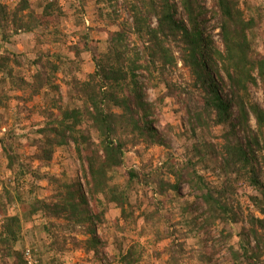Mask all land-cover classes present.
<instances>
[{
  "label": "trees",
  "instance_id": "trees-1",
  "mask_svg": "<svg viewBox=\"0 0 264 264\" xmlns=\"http://www.w3.org/2000/svg\"><path fill=\"white\" fill-rule=\"evenodd\" d=\"M62 1L0 0V132L7 127L0 136V264H29L27 251L34 264H65L58 253L67 251L104 261L110 256L98 229L108 222L118 234H154L155 247L167 240L154 253L167 256L158 264H183L185 256L191 264H264V108L251 93L264 92V0H213L210 10L203 0H70V11ZM89 8L105 19L84 31ZM212 18L219 43L207 30ZM36 30L54 38L35 39L32 61L2 49ZM90 31L103 39L92 40ZM47 43L57 52H43ZM86 63L91 72H82ZM179 65L184 85L171 79ZM160 86L173 104L159 94L150 99ZM165 109L186 118L180 131L154 127ZM25 121L28 130L16 135ZM171 134L182 141L183 160L169 153L154 168L125 163L132 151L142 160L141 145L170 149ZM60 149L79 171H43ZM167 203L179 205L182 218L163 229L172 218ZM114 238L113 262L140 264L141 246ZM21 241L29 250L16 248Z\"/></svg>",
  "mask_w": 264,
  "mask_h": 264
},
{
  "label": "rangeland",
  "instance_id": "rangeland-1",
  "mask_svg": "<svg viewBox=\"0 0 264 264\" xmlns=\"http://www.w3.org/2000/svg\"><path fill=\"white\" fill-rule=\"evenodd\" d=\"M4 3H10V0H1ZM212 3L213 0H203V5L206 6L207 9H211L212 8ZM61 4L63 5V7L65 8V10H69L70 11V5L72 4V2L70 0H63L61 2ZM106 9L104 10V13L106 12H110V8H108L107 6L105 7ZM88 13L85 15V25L83 26V30L87 31L89 26L92 27H97V26H101L99 23H97L98 21L102 24L101 21H103V19H105V15L103 16V18L99 17L98 12H94L92 10V8L88 9ZM123 17L126 18L127 16L125 15V13H123ZM122 17V18H123ZM178 18H181L183 20L186 21L185 16L182 12V10L180 8H178ZM208 27V32L211 34L214 42L219 43L220 42V29L218 26V22L217 19L212 18L209 23L207 24ZM70 28V24L68 23L65 27L63 26L61 29V32L63 34L69 32ZM43 30H36L35 32L31 33V34H18V35H14L11 38V43L9 44H5L2 49L4 50H8L14 54H21L22 60H25L27 62L32 61L35 58V50H33V46L35 45V39L39 38L42 35V39L43 41H47V40H51L54 38V35H49L47 34L46 36L44 35ZM47 33V32H45ZM90 35H91V39L92 40H100L103 39V37L100 34H97L95 31H90ZM61 36V35H60ZM59 37V36H58ZM75 40L74 38L69 39V41H73ZM27 42V44H25ZM101 41V40H100ZM25 42V43H24ZM260 44V48L264 51V43L259 41ZM42 51L46 52L49 51L50 53L53 52H57L54 46L48 45V43L42 47ZM180 69L179 71L175 72L172 76V80L173 81H177L180 82L182 85H184V81L188 79L187 77V73L186 70L181 68V65H179ZM27 64L25 63V66L23 67L24 71H27L28 69ZM93 70V67L91 65V63H86L82 66V72H91ZM180 75H182V78H180ZM252 93V98L254 100V102L258 103L260 106H262L264 108V92L261 89H253L251 91ZM19 94V93H18ZM148 94L150 96V99L152 100L153 98H155L156 96H163L167 102L172 103L173 101H171V97H168V93L164 91V87L160 86L159 89L153 91V90H149ZM38 101L37 99L34 102L28 103L26 106L27 108H31L33 105L37 104ZM187 103V102H186ZM16 102L12 101L10 102V107L11 111L9 112L10 114V119H9V124H12L14 121V114H15V110L13 107H15ZM194 102L189 98L188 101V107L190 109H194ZM21 109V116H24L26 113V110H24V107L22 105H20ZM175 111V109H173V112ZM34 118V117H32ZM33 120V119H32ZM185 122L186 123V118L179 116L178 118H176L170 111H168V109L164 110V113L161 114V116L159 117V123H155L154 127L158 130V132L162 129H164L165 127H167V124H170L171 126H175L176 131H180V127H181V123ZM30 126V122H23V124L20 127H16L15 129V134L19 135L24 133V131L21 130V127H25L26 130H28ZM251 126L254 127V122H251ZM7 127H3L2 131L0 132V136L2 135V133L5 132ZM222 130L220 128H216L214 130V134H216L217 136L221 135ZM24 141V140H23ZM220 142V141H218ZM170 149L166 148L164 146H154L151 148L146 149L145 145H141L138 150L141 153L142 152V160L137 158L136 155L134 154V152L132 151L131 153H127L125 155V163L129 164V163H133L136 164L137 167L141 166L143 163L149 164L152 166V168L156 167V166H161L168 157V154L171 153L172 157L174 158V161H181L182 159V141L178 140L177 138H175L174 135L171 134L170 136ZM23 152V151H22ZM24 152H26V150H24ZM73 160L71 159V156L69 154L68 149H60L56 152L52 165L50 168L48 169H43V171H49L51 172V174H55V175H60L63 171V168L65 166H71L73 171H79L80 166H79V162L78 160L75 161V167L72 166ZM118 176H122V174H118ZM120 181H122V178L120 179ZM42 186H45V182L41 183ZM0 188H1V181H0ZM181 194L185 199L187 198V189H186V185H181ZM179 205H172L170 203H167V210L171 211L172 213V218L171 221L169 223H167L165 226H163V229L169 228V225L172 224H177V222L179 220H181L182 215L180 214L179 211ZM162 215L164 214V211H162L161 213ZM110 215H107V221ZM178 229L180 228H185L184 224L183 225H178L177 226ZM99 235L101 236V238L107 243V247L105 249V252H107L109 254L110 257H107V259H105L104 261H96L94 260V258H91L89 256L84 255V253H82L81 251H67L64 253H58V258L60 261H62L65 264H107V263H111V264H117L116 262H113L112 258L115 257L114 260H117V256H118V250L116 247V242H115V238L114 236H117L118 239H120V237H124V242L126 247H129L132 244H139L142 248L143 252V257L141 258L140 264H158L159 262L162 263L164 261H166L167 256L166 255H162L161 258L156 257L155 258V252L158 250L159 252H162V250L164 249L165 246H167V240L162 241L161 245L159 247H155L153 244V237L154 234H150L147 235L145 237H140L138 235V230L136 231L137 233H135L134 231H129V230H125L123 233H116L115 230L112 228L111 223L108 222L106 224V226L104 227H100L98 229ZM195 242L196 239L193 240H189L188 244L189 246H195ZM26 246L27 249L28 248V244L25 241H21L20 243H18L16 245V248H21V246ZM158 254V253H157ZM51 254L48 253V256H50ZM30 256V255H29ZM27 257V256H26ZM47 257V256H46ZM219 258V257H218ZM31 259V264H34V261ZM264 259V257H263ZM106 261V263H105ZM223 262V259H220L218 262L216 263H221ZM192 260L187 259V257H184V262L183 264H191Z\"/></svg>",
  "mask_w": 264,
  "mask_h": 264
},
{
  "label": "built area",
  "instance_id": "built-area-1",
  "mask_svg": "<svg viewBox=\"0 0 264 264\" xmlns=\"http://www.w3.org/2000/svg\"><path fill=\"white\" fill-rule=\"evenodd\" d=\"M26 256H27L28 263L31 264V259H30V256H29V252L28 251L26 252Z\"/></svg>",
  "mask_w": 264,
  "mask_h": 264
}]
</instances>
